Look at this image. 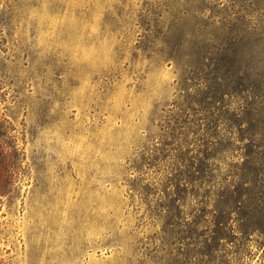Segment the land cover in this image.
Here are the masks:
<instances>
[{
  "label": "rangeland",
  "instance_id": "1",
  "mask_svg": "<svg viewBox=\"0 0 264 264\" xmlns=\"http://www.w3.org/2000/svg\"><path fill=\"white\" fill-rule=\"evenodd\" d=\"M239 68L264 78V0H0V114L23 157L0 196V264H264L256 232L192 234L194 203L157 188L165 130L184 125L195 155L207 102L224 117L213 178L231 179L240 141L224 129H264L225 90Z\"/></svg>",
  "mask_w": 264,
  "mask_h": 264
},
{
  "label": "trees",
  "instance_id": "2",
  "mask_svg": "<svg viewBox=\"0 0 264 264\" xmlns=\"http://www.w3.org/2000/svg\"><path fill=\"white\" fill-rule=\"evenodd\" d=\"M244 72L245 70L239 68L237 72L230 74L227 80L229 87L225 90L241 101L240 112L248 113L247 107L263 112L264 105L256 108L246 101L249 97L264 96V78H261L260 84H255L249 82ZM223 75L226 74H219L217 78L226 80ZM205 86L207 87V84ZM212 97L220 101L219 97L222 95L215 92ZM214 109H218L215 104L207 102L202 114L196 119L199 124L194 130L198 133L197 140L200 144L197 145V153L193 156L189 157L186 152H182L184 146L181 137L184 125L177 127L178 122L174 121L173 125L165 130L162 144L168 153L162 162H165L166 158L167 161L162 165L166 170L160 173L157 188L164 195L174 196L179 202V207H183L187 198L194 203L192 214L189 216V222L195 226L192 234L199 227L229 226L227 228H231V233L237 231L240 238L247 239L249 232H256L264 238V129L251 125L249 120L237 125L232 121L234 126L224 129L227 134L240 141L236 149L241 161L236 163L231 179L217 181L212 174L213 162L220 147L224 150L226 146H221L218 140L220 131H216L211 125L212 122L214 124L213 120L223 121L224 118H214ZM227 120L230 118L227 117ZM177 129L178 134L174 132ZM14 130L11 122L0 114L1 197L15 189L22 173V151L17 146ZM229 221H232V224ZM217 236L212 230L211 239H216Z\"/></svg>",
  "mask_w": 264,
  "mask_h": 264
}]
</instances>
